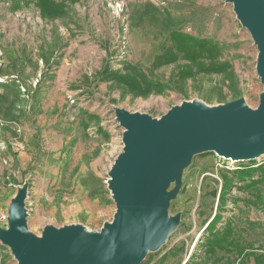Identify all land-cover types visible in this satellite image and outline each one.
<instances>
[{
    "label": "rangeland",
    "instance_id": "obj_1",
    "mask_svg": "<svg viewBox=\"0 0 264 264\" xmlns=\"http://www.w3.org/2000/svg\"><path fill=\"white\" fill-rule=\"evenodd\" d=\"M53 1L56 16L30 0H0V213L10 215L24 194L27 231L36 239L48 227L100 233L113 222L110 173L125 148L117 110L157 121L196 101L209 108L242 102L256 111L264 92L257 46L229 0ZM172 31L208 38L220 55L155 65L174 48ZM218 65L222 73L203 70ZM135 69L159 88L140 95L112 76ZM251 163L214 152L176 163L166 191L171 231L141 264H185L220 207L228 172ZM239 186L230 189L223 217H234L239 233L263 248L264 214ZM0 264H18L1 236Z\"/></svg>",
    "mask_w": 264,
    "mask_h": 264
},
{
    "label": "water",
    "instance_id": "obj_2",
    "mask_svg": "<svg viewBox=\"0 0 264 264\" xmlns=\"http://www.w3.org/2000/svg\"><path fill=\"white\" fill-rule=\"evenodd\" d=\"M229 2L257 46V71L264 85V0ZM116 114L125 128V148L110 173L117 207L113 222L100 233L48 227L36 239L27 231L22 194L9 215V229L0 230L14 247L18 264H141L171 231L166 191L176 163L183 166L202 152L234 161L264 156V92L256 111L242 102L209 108L196 101L158 121L123 110Z\"/></svg>",
    "mask_w": 264,
    "mask_h": 264
},
{
    "label": "trees",
    "instance_id": "obj_3",
    "mask_svg": "<svg viewBox=\"0 0 264 264\" xmlns=\"http://www.w3.org/2000/svg\"><path fill=\"white\" fill-rule=\"evenodd\" d=\"M30 1L34 2L45 15L56 16L61 13L53 0ZM169 36L174 48L167 49L156 58L155 65L176 62L179 57L196 62L204 56L218 57L220 55L218 43L208 38H196L181 31H172ZM224 68L225 65H218L207 69L203 68V70L222 73ZM141 75L135 69L134 76L120 74L112 76H114L116 82L140 95H147L152 89L159 88L157 83L149 85L145 76L142 75L143 79H141ZM254 161H251L252 163L248 166H240L237 170L228 172L232 174V178L224 184L220 207L216 215L206 223L200 237L201 242L196 243L190 259L185 264H208L212 259H214L213 264H252V261L253 264L264 263V254L260 253V250L264 247L256 249L252 241L239 233L234 217L224 219L222 214L226 209L227 195H229L230 189L238 185H240L236 187L238 190L251 193L248 203L264 214V195L262 191V186H264V161L260 165ZM200 250L202 251L199 255L198 251ZM218 253H224L225 255L218 257ZM196 257H199L200 263L196 262ZM166 258L167 255H164L162 260Z\"/></svg>",
    "mask_w": 264,
    "mask_h": 264
},
{
    "label": "built area",
    "instance_id": "obj_4",
    "mask_svg": "<svg viewBox=\"0 0 264 264\" xmlns=\"http://www.w3.org/2000/svg\"><path fill=\"white\" fill-rule=\"evenodd\" d=\"M13 146L16 147L17 149H20V150L23 149V146L18 145V144H14ZM0 220L9 222V215L6 216V215H3V214L0 213Z\"/></svg>",
    "mask_w": 264,
    "mask_h": 264
},
{
    "label": "bare ground",
    "instance_id": "obj_5",
    "mask_svg": "<svg viewBox=\"0 0 264 264\" xmlns=\"http://www.w3.org/2000/svg\"><path fill=\"white\" fill-rule=\"evenodd\" d=\"M230 160V159H229ZM232 161H234V160H232ZM188 258H189V256H188ZM187 259V258H186ZM186 261V260H185Z\"/></svg>",
    "mask_w": 264,
    "mask_h": 264
}]
</instances>
